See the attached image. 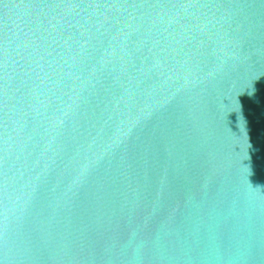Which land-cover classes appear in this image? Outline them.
<instances>
[{"label":"water","instance_id":"95a60500","mask_svg":"<svg viewBox=\"0 0 264 264\" xmlns=\"http://www.w3.org/2000/svg\"><path fill=\"white\" fill-rule=\"evenodd\" d=\"M0 264H264V0H0Z\"/></svg>","mask_w":264,"mask_h":264}]
</instances>
